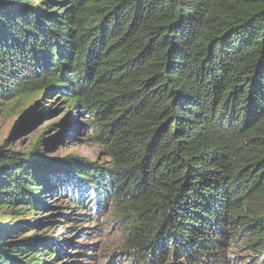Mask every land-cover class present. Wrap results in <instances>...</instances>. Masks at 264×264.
<instances>
[{
    "label": "trees",
    "instance_id": "16d2710c",
    "mask_svg": "<svg viewBox=\"0 0 264 264\" xmlns=\"http://www.w3.org/2000/svg\"><path fill=\"white\" fill-rule=\"evenodd\" d=\"M38 98L85 111L106 160L0 146V264L72 244L25 230L47 183L114 227L102 264H264V0H0V103Z\"/></svg>",
    "mask_w": 264,
    "mask_h": 264
},
{
    "label": "rangeland",
    "instance_id": "374dc122",
    "mask_svg": "<svg viewBox=\"0 0 264 264\" xmlns=\"http://www.w3.org/2000/svg\"><path fill=\"white\" fill-rule=\"evenodd\" d=\"M40 102L42 98H38L33 103H15V105L8 102L0 103V146L6 145L8 149L26 152L32 149L41 136L46 135L45 156L57 163H66L73 158L89 159L100 163L106 160L100 146L91 136L90 117L85 111L75 109L71 114L66 110L65 103L58 98H46L43 105ZM3 107L7 108L2 110ZM35 117H41V120L36 122ZM44 119L46 120L41 124ZM50 123H64V125L59 126L53 134H50L52 133L50 131L45 133ZM25 125L31 128L24 131ZM59 168L62 170L63 165ZM47 187L44 199L47 207L44 210L29 212L21 216L22 220L28 222L25 230L34 227L38 230L37 234L41 236L71 242L72 244L67 246L62 244V250L65 253H81L75 258L77 261L71 264H102L92 259L95 254L93 249H96V246L92 245H98V251L95 252L102 255L101 248L105 247L106 241L110 237L118 236L114 227L103 222V215L99 217L100 222L75 223L68 216L73 215L76 205L70 202L68 197H64L65 195L61 196L58 191L53 190L51 184L47 183ZM9 219L14 218L10 215ZM34 222L39 223V226H33ZM29 233L30 231H27L26 234ZM65 253H63V258H57L58 264H70Z\"/></svg>",
    "mask_w": 264,
    "mask_h": 264
},
{
    "label": "water",
    "instance_id": "95a60500",
    "mask_svg": "<svg viewBox=\"0 0 264 264\" xmlns=\"http://www.w3.org/2000/svg\"><path fill=\"white\" fill-rule=\"evenodd\" d=\"M46 119H44L42 122H41V124L45 121Z\"/></svg>",
    "mask_w": 264,
    "mask_h": 264
}]
</instances>
